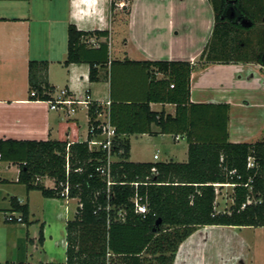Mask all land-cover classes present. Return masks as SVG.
I'll return each mask as SVG.
<instances>
[{
  "label": "trees",
  "instance_id": "1",
  "mask_svg": "<svg viewBox=\"0 0 264 264\" xmlns=\"http://www.w3.org/2000/svg\"><path fill=\"white\" fill-rule=\"evenodd\" d=\"M208 1L214 25L196 62H125L146 70L147 93L140 102L116 101L112 96L109 121L121 136L123 153L111 165L114 184L109 191L96 172L104 154L90 152L86 141L79 142L71 122L57 140H0V161L17 166L16 183L47 199H61L59 185L68 184L69 198L80 205L73 219L66 222L64 264H173L180 244L199 227H264V135L250 144L229 143L228 106L190 103V75L195 65L254 62L264 66V0ZM114 8V0H110V12ZM229 8L233 10L232 20L225 16ZM123 11L128 15V7ZM242 20L249 27L242 26ZM257 24L262 27L257 28ZM105 34L81 32L69 25L63 64L88 63L89 80L96 81L93 67L102 62L83 57L84 38ZM46 71V62L28 63L29 93H34L31 100H53ZM158 74L163 77L157 79ZM151 103L175 105L174 117L151 112ZM100 111V106L89 105L87 138L92 127L96 131ZM152 125L159 134L185 138L186 163L129 162L128 137L152 134ZM249 159L251 167L247 166ZM46 178L53 181V188L43 186L41 180ZM224 185L233 186L232 204L225 211H217L216 192ZM136 194L147 208L143 216L133 210L131 199ZM10 207L11 213L21 216V223H27V204L11 199ZM121 210L125 213L123 221L118 220Z\"/></svg>",
  "mask_w": 264,
  "mask_h": 264
},
{
  "label": "crops",
  "instance_id": "2",
  "mask_svg": "<svg viewBox=\"0 0 264 264\" xmlns=\"http://www.w3.org/2000/svg\"><path fill=\"white\" fill-rule=\"evenodd\" d=\"M124 1L114 0L115 8L110 12V0H0V140H57L69 122L73 123L71 127L79 142L87 139V108L74 106L75 112L68 113L67 110H51L46 101L30 99V61L47 63L46 82L53 88L52 99L66 90L76 99L89 97L93 104L100 106L96 121L109 119L112 96L124 102H140L146 96V70L125 62H196L214 25L208 0H128V15L123 11L125 4L119 6ZM121 15L125 16L122 27ZM69 25L81 32H106L84 38L87 43L83 57L102 62L93 67L96 70L94 82L89 80L88 63L63 64ZM101 45L106 48H100ZM113 61L118 63L111 65ZM162 77L161 74L156 76L157 79ZM190 103L227 105L228 142L254 143L264 135V66L254 62L195 65L190 75ZM149 108L151 112L171 117L176 112L172 104L151 103ZM81 124L86 127L83 141ZM151 132L128 137L129 162H187L188 146L183 136L159 134L154 125ZM132 136H138V142L171 138L173 148L163 161H159L156 154L152 160L143 159L139 152L136 161L130 142ZM11 166L16 171L8 179L6 175ZM17 176V166L0 161V216L2 212L11 214V199L28 206L27 223H21L25 228H20V234L11 238L9 264H64L65 226L73 218L67 219V209L60 211L63 206L59 199H47L38 191H26L23 185L16 183ZM46 180H41L43 186L53 188V185L47 187ZM232 189V185H224L218 190L217 211L231 206ZM39 197L42 200H38ZM35 200L39 201V209L34 207ZM50 219L57 221L55 229L63 242L59 262L52 250L47 249L52 238ZM0 222H4L3 218ZM5 228L12 233L18 229L16 226ZM40 228L42 242H39ZM242 231L249 234V241L239 237ZM255 245L264 250V227H199L180 244L173 264H216L227 254H232V261L233 253L238 257L241 248L250 250Z\"/></svg>",
  "mask_w": 264,
  "mask_h": 264
},
{
  "label": "rangeland",
  "instance_id": "3",
  "mask_svg": "<svg viewBox=\"0 0 264 264\" xmlns=\"http://www.w3.org/2000/svg\"><path fill=\"white\" fill-rule=\"evenodd\" d=\"M125 4V8L128 7V0L124 1ZM230 9V8H229ZM232 9V8H231ZM124 18L125 16L121 15L120 20V26L122 27L124 24ZM234 19V18H233ZM257 28L262 27V25L257 24L256 25ZM255 31L253 30L251 31V36L253 37V35H255ZM81 140L83 141L85 139V132H86V127L81 124ZM131 142V147L133 149V159H135L136 161H138V152L140 153L141 157L143 159H151L154 154H156L160 160L159 161H163L165 155L168 153V151H170L173 147H171V138H164V139H157V140H149V141H139L138 142V136H132L130 139ZM16 171V168L11 166L10 170L8 171L6 177L9 179L11 178L14 173ZM45 184L47 185V187H52L53 185V181L50 179H47ZM226 194V193H225ZM40 199L38 200H42L41 197H39ZM35 200L34 203V207L38 209L39 207V201ZM60 202L62 203V208H61V212H64V209H67V214L66 217L67 219H72L73 218V212H74V208H76L77 206V200L74 199L72 201H68V205L66 204L65 200L59 199ZM76 211V209H75ZM5 213L2 212L0 219L5 218L4 215ZM15 216L17 214H14ZM65 215V214H64ZM62 215V218L64 219L65 216ZM51 221V219H50ZM51 222H53L51 224V241L48 242L47 245V249L52 250V253L54 254V257L56 259V261H60V259L63 256V242L59 240V233L58 230L55 229V225L54 222H57L56 220H52ZM5 226H16V228H18L14 233L9 232ZM26 225L21 224V223H14L13 225H11V223H5V222H0V264H5V263H9V259H10V255L12 253V247H11V243H12V239L14 238L16 235H19V229L20 228H25ZM33 230H35V227H33ZM38 237V236H37ZM240 238H244L247 241H249V234L247 232L242 231L239 235ZM249 243V242H248ZM245 250H243V248H241V254L238 257L235 253H233V260L231 261V255L232 254H227L228 256L224 255L223 260L221 261V263L216 262V264H239V261H242V264H264V250L260 249L258 245H255L254 248H244Z\"/></svg>",
  "mask_w": 264,
  "mask_h": 264
},
{
  "label": "built area",
  "instance_id": "4",
  "mask_svg": "<svg viewBox=\"0 0 264 264\" xmlns=\"http://www.w3.org/2000/svg\"><path fill=\"white\" fill-rule=\"evenodd\" d=\"M120 7H124V3L119 4ZM172 88V86H171ZM30 96H34V93H30ZM92 102L90 101L89 97H83L81 99H76L66 90H63L60 95L51 101H48L49 108L51 110H67L68 113H74L75 108L74 106L82 105L85 108H89V105ZM92 127L89 132L90 136L86 139L87 148L90 152H102L104 154L105 160L102 166L96 168V172L101 176V178L105 181L107 190L114 184L112 177H111V165L120 160V157L123 153L122 148H120L119 141L121 140V136H119L116 132L114 126L110 124L109 119L105 121H98V125L96 127V131ZM156 159L157 156H154ZM248 167L252 166L251 160H248ZM154 173V169L151 170ZM61 190L59 192V196L62 200H65L66 203L69 200H74L69 198V190L68 184H60L59 185ZM131 186L137 187V183H132ZM217 193V192H216ZM133 204V210L138 215H145L147 213L146 205L141 201V198L137 196V194L131 199ZM77 207L80 205L77 202ZM124 211L118 212V220H124ZM6 222H16L21 223L22 219L20 215H14V213L7 214L4 218Z\"/></svg>",
  "mask_w": 264,
  "mask_h": 264
},
{
  "label": "water",
  "instance_id": "5",
  "mask_svg": "<svg viewBox=\"0 0 264 264\" xmlns=\"http://www.w3.org/2000/svg\"><path fill=\"white\" fill-rule=\"evenodd\" d=\"M227 18H229L230 20H232L234 18V14H233V10L230 8L226 11V15ZM241 25L244 27H249V25L246 23L245 20L241 21Z\"/></svg>",
  "mask_w": 264,
  "mask_h": 264
}]
</instances>
